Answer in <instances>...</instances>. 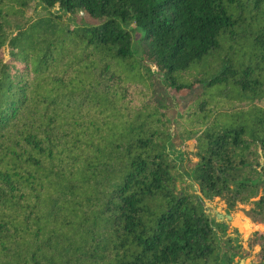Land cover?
<instances>
[{"label":"trees","instance_id":"1","mask_svg":"<svg viewBox=\"0 0 264 264\" xmlns=\"http://www.w3.org/2000/svg\"><path fill=\"white\" fill-rule=\"evenodd\" d=\"M216 198L264 217V0H0V264H237Z\"/></svg>","mask_w":264,"mask_h":264},{"label":"rangeland","instance_id":"2","mask_svg":"<svg viewBox=\"0 0 264 264\" xmlns=\"http://www.w3.org/2000/svg\"><path fill=\"white\" fill-rule=\"evenodd\" d=\"M35 10H40L37 3H32V8L28 12V16H32ZM54 11H57L55 9ZM9 51L5 52L8 57ZM180 138L175 137L172 143L173 154L180 164V172L187 179L188 183L192 182L190 177L191 168L198 159L195 155V141L185 140L183 144L179 142ZM194 193L201 197L198 187L194 186ZM259 198L253 201H258ZM205 213L210 219L217 223H223L226 226V233L233 240V244L237 247L239 255L236 258L237 264H259L260 247L253 245L256 235L264 234V217L255 209L253 204H238L236 208L230 210L224 201L219 198L209 200L202 199ZM221 235V234H220Z\"/></svg>","mask_w":264,"mask_h":264}]
</instances>
